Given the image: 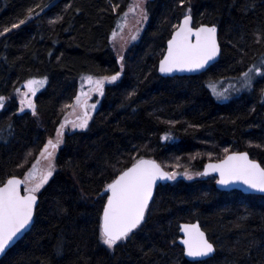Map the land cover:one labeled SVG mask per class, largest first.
I'll return each instance as SVG.
<instances>
[{
	"label": "trees",
	"instance_id": "trees-1",
	"mask_svg": "<svg viewBox=\"0 0 264 264\" xmlns=\"http://www.w3.org/2000/svg\"><path fill=\"white\" fill-rule=\"evenodd\" d=\"M133 2L0 0V32L11 29L0 36V96L7 98L0 114V186L23 178L46 142L55 140L81 79L121 71L113 34ZM188 7L195 27L219 28L221 57L199 76L162 78L159 62ZM29 9L34 19H26ZM145 9L146 26L122 55L120 79L95 98L99 106L86 129L63 130L34 225L0 264H200L187 261L178 245L180 224L193 222L216 247L206 264H264V197L220 192L215 178L199 175L161 185L127 241L112 249L101 242L105 188L140 157L166 170L191 165L196 174L207 162L247 152L264 167V80L223 101L209 87L236 82L264 60V41L253 38L264 30V0H149ZM20 20L26 22L12 28ZM45 77L33 99L37 114L21 112L16 90Z\"/></svg>",
	"mask_w": 264,
	"mask_h": 264
},
{
	"label": "snow or ice",
	"instance_id": "snow-or-ice-1",
	"mask_svg": "<svg viewBox=\"0 0 264 264\" xmlns=\"http://www.w3.org/2000/svg\"><path fill=\"white\" fill-rule=\"evenodd\" d=\"M146 3L147 0H134L129 11L136 13L140 20L147 21V11L143 7ZM184 3L185 0H180L181 5ZM32 13L33 9H29L26 19H34ZM124 15L126 17L128 13ZM60 19L62 17H57V20ZM25 22V20H20L18 24H13L12 28H19ZM50 23H56V21L53 20ZM173 27L176 30L167 42L166 55L160 61L159 71L161 73L199 72L207 69L210 63L220 55L221 47L217 39V27L215 25L194 27L191 7H188L182 23L173 25ZM10 30L5 29L4 32H0V36ZM113 38L115 39V33ZM131 38L135 40L136 35ZM253 38L256 43L264 41V30L254 33ZM241 39L243 40V37ZM118 58L121 61V71L111 76L100 78L88 76L86 78L88 84L92 85V92L103 96L105 82L115 83L120 79L124 57L118 54ZM242 62V59L238 61V63ZM258 78L264 80V60L258 64H252L236 77V85L239 87L229 84L222 90H217L213 86L212 90L218 99L228 100L235 91H254ZM46 82L47 77L42 80L31 79L26 82L24 87L27 88V91L22 93L23 98L20 101L21 112L24 111L26 104L32 110V115L37 114L36 105L31 97H34L40 85ZM261 95L264 96V88L261 89ZM81 96H84L85 99L81 100ZM6 100V97L0 96V109H4ZM66 107L72 108L73 113L77 107L83 110V116L77 118L78 122H72V126L73 128L86 129L88 121L91 119L87 94L81 92V95L76 97V104ZM90 107L95 110L96 105L93 104ZM67 123L69 122L65 118V123H62L57 130L55 140L49 139L46 142L35 165L23 179L12 176L0 186V256L5 255L18 237L32 225L37 209V193L44 185L48 184L53 176L56 167L55 152L64 142L63 129ZM164 138L168 139L167 136ZM224 151L227 153L228 149ZM29 155L31 154L29 153ZM41 159L47 162L43 168L39 167ZM212 173L218 174L216 182L219 185L227 187L242 183L250 190L264 193V167L249 159L247 152L228 154L218 163H209L203 172L196 173V175L208 176ZM182 174L189 180L193 179V176L187 171ZM176 178L177 173L165 171L155 160L143 157L136 159L130 167L119 171L105 188V191L110 195L103 207L102 223L100 224L101 242L112 249L120 242L127 241L134 231L145 222L157 181H171ZM21 186H23V193ZM181 231L186 237L182 240L184 254L187 257L198 258L200 264H206L207 259L212 258L216 252V247L201 230L199 223L183 224ZM62 251L63 247L59 245L57 253L62 254Z\"/></svg>",
	"mask_w": 264,
	"mask_h": 264
},
{
	"label": "rangeland",
	"instance_id": "rangeland-1",
	"mask_svg": "<svg viewBox=\"0 0 264 264\" xmlns=\"http://www.w3.org/2000/svg\"><path fill=\"white\" fill-rule=\"evenodd\" d=\"M148 1L149 0H147V2ZM145 6H146V4L143 5L144 8H145ZM127 13H128V15L123 20L124 23H122L118 27V29L115 32V39L113 38V41H112L113 48L115 49L116 53L119 54V55H123L130 48V46L133 43L137 42V40H138L143 28L146 26V23H147V21L140 20L139 16L136 13L130 12L129 10H128ZM147 20H148V18H147ZM133 35H136V39L135 40H133L131 38ZM86 78L87 77H84L83 79H81L80 89H79V92H78L77 96H80L81 92L86 93L87 97L89 96V94L91 95V99L87 103L89 105V115L91 116V119L88 121V125H89L90 121L94 117V115H95V113H96V111L98 109V106H99V101L96 100L95 98L97 97V98L100 99L101 96L98 93H94V92L91 91L92 85L88 84ZM32 79L42 80V79H39V78H32ZM25 84L20 86V88H19L20 91L16 92V94H14V98H17L19 100V103H20L21 99L23 98L22 97V93L27 91V88L24 87ZM229 84L236 85V82H229L228 84H223V83L211 84L209 87H210L211 91L213 92V90H212L213 86H215L217 88V90H222L223 88H227L229 86ZM45 85H46V83L40 85V87H39V89H38V91L36 93H38L39 91L43 90ZM236 86L239 87L238 85H236ZM34 97H31V98L34 99ZM84 99H85V97L81 96V100H84ZM219 100L223 101L222 99H219ZM75 104H76V98L71 103V105H75ZM93 104L96 105L95 110H92L91 107H90ZM20 105H21V103H20ZM25 108L29 109L26 104L24 105V109ZM82 112H83L82 109L77 107L75 112L73 113V109L68 107L67 113L64 115V117H63V119H62V121L60 123V125L62 123H65V118H67V121L69 122V123L66 124V127L63 129L64 133L65 132H70V131H75V130H84V129H80V128H73V126H72V122H74V121L78 122L77 118L78 117H82V114H81ZM60 125H59V128H60ZM56 152H57V150H56ZM56 152H55V156H56ZM197 155L200 156V154H197ZM201 156H206L207 157L208 155L207 154H201ZM38 158H39V156H38ZM193 159L192 160L189 159L190 162L194 163ZM41 161H42V164L39 165V167L43 168L46 165L47 162L45 160H43V159H41ZM35 163H36V161L31 164V166L29 167V169L26 172V174L32 169V167H33V165H35ZM168 171L177 173L178 177L183 176L182 173L187 171L193 177H196V174L191 171V165H188V166L181 165L180 167H177L176 165L170 164V166L168 167ZM23 178H24V176H23ZM42 189L43 188H41L40 192L42 191ZM40 192L37 193V194H40Z\"/></svg>",
	"mask_w": 264,
	"mask_h": 264
},
{
	"label": "water",
	"instance_id": "water-1",
	"mask_svg": "<svg viewBox=\"0 0 264 264\" xmlns=\"http://www.w3.org/2000/svg\"><path fill=\"white\" fill-rule=\"evenodd\" d=\"M182 21H183V19L180 21V23H182ZM179 23V24H180ZM192 25L194 26V19H193V17H192ZM206 26H208V25H206ZM210 27V26H209ZM175 32V31H174ZM173 35V34H172ZM217 39H218V42H219V44H220V41H219V29L217 28ZM221 47V46H220ZM166 52H167V45H166V51H165V54H164V56L166 55ZM163 56V57H164ZM220 57H221V53H220V55L216 58V60L214 61V62H211L210 63V65H209V67L207 68V69H205V70H201V71H199V72H173V73H161L160 71H159V66H158V73H159V75L162 77V78H175V77H191V76H199V75H201V74H203V73H205L207 70H209L212 66H214L216 63H218L219 62V59H220ZM163 59V58H162ZM159 65H160V62H159ZM263 100H264V96H263ZM5 108V107H4ZM3 110L4 109H0V114L3 112ZM249 155V154H248ZM144 159H147V158H144ZM249 159H251V157H250V155H249ZM151 160H153V159H151ZM252 160V159H251ZM255 161V160H254ZM157 162V161H156ZM257 163H259L258 161H256ZM158 163V162H157ZM209 163H218V162H208L205 166H204V169H203V171L205 170V168L207 167V165L209 164ZM260 164V163H259ZM261 165V164H260ZM262 166V165H261ZM166 171V170H165ZM204 177H214V178H217L218 179V174H216V173H212V174H210V175H208V176H204ZM17 178H19V177H17ZM20 179H22V178H20ZM172 181V180H171ZM171 181L170 180H159V181H157V186H156V188H155V190H154V193H153V200H154V197H155V193H156V191H157V189H158V187L160 186V185H165V184H170L171 183ZM2 186V185H1ZM216 188H217V190H219L220 192H226V193H229V192H234V191H238V192H241V193H243L244 195H249V196H262V197H264V193H259V192H256V191H253V190H250V189H248V187L246 186V185H244V184H242V183H239V184H233V185H230V186H227V187H225V186H222V185H219V184H217V182H216ZM21 191H22V193H23V186H21ZM104 194H107V196L108 195H110V193H108V192H104ZM37 197H38V199H37V208H38V206H39V203H40V198H39V196L37 195ZM153 200H152V202H153ZM152 202H150V204H149V206L151 205V203ZM37 210V209H36ZM103 213V212H102ZM35 215H36V212H35V214H34V217H33V223H32V225H30L29 226V228L27 229V230H25L19 237H18V239L14 242V244L6 251V254L9 252V250H11V248L13 247V246H15L19 241H21L23 238H24V236L27 234V233H29L30 231H31V229H32V227H33V225H34V222H35ZM196 223H199V222H195V223H182V224H180V226H179V235H180V238H179V240H178V245L183 249V251H184V245L182 244V240L184 239V238H186L185 237V235H184V233L181 231V226L183 225V224H196ZM199 225H200V223H199ZM200 228H201V230L202 231H204L203 230V228L201 227V225H200ZM206 234V233H205ZM207 235V234H206ZM208 236V235H207ZM215 246V245H214ZM5 254V255H6ZM216 254V252L214 253V255ZM5 255H3V256H0V261L5 257ZM213 255V256H214ZM184 257H185V259L187 260V261H189V262H199V259L198 258H192V257H187L185 254H184ZM208 260V259H207Z\"/></svg>",
	"mask_w": 264,
	"mask_h": 264
},
{
	"label": "bare ground",
	"instance_id": "bare-ground-1",
	"mask_svg": "<svg viewBox=\"0 0 264 264\" xmlns=\"http://www.w3.org/2000/svg\"><path fill=\"white\" fill-rule=\"evenodd\" d=\"M183 18H184V17H183ZM183 18H182V19H183ZM182 19H181V20H182ZM240 193H241V192H240ZM243 195H244V194H243ZM155 196H156V193H155ZM204 232H205V231H204ZM205 233H206V232H205ZM206 234H207V233H206ZM13 247H14V246H13ZM13 247H12V248H13ZM12 248H11V249H12ZM5 256H6V255H5ZM214 256H215V255H214ZM214 256H213V257H214ZM213 257H212V258H213ZM212 258H210V259H212ZM208 260H209V259H208Z\"/></svg>",
	"mask_w": 264,
	"mask_h": 264
}]
</instances>
